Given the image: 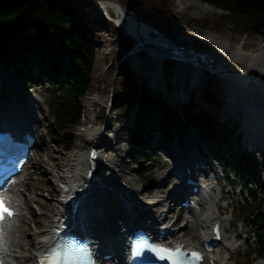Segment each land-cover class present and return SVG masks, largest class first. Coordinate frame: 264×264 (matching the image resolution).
Segmentation results:
<instances>
[{
	"label": "rangeland",
	"instance_id": "1",
	"mask_svg": "<svg viewBox=\"0 0 264 264\" xmlns=\"http://www.w3.org/2000/svg\"><path fill=\"white\" fill-rule=\"evenodd\" d=\"M74 1H76V3L78 2V4L75 6V12L77 14L84 13V20L88 23L86 25L89 30V35L94 41L96 50L98 51V63L95 67L94 73V81H98V84L97 90L95 92L88 93L83 100L84 117L82 123L74 130L77 141L73 150H66L64 148L63 142L61 140V133L56 131L51 125L52 119L50 118L48 105L53 90L52 81L46 75L39 76L37 77L38 79H36V76L33 75V72L36 70L37 65H39L40 68L44 67V73H51L50 67L52 63L58 60V48L53 47L45 55H43L40 51H35L33 53L22 52L18 55V58L13 59L12 66L8 65L0 56V96L7 97L9 99L13 98L12 95L7 92V89H5L6 86L9 89L12 88V92L19 90L22 92L25 91L26 93H32L33 95L38 97L37 101L40 108V110L38 109L39 111L37 114L39 117V122L37 130V140L35 143L36 148L34 149L33 156L28 163L25 172L22 173V182L18 185V190L24 196H36L38 200L40 199L39 201L31 200L32 209L30 210V215H28L24 219V222H22L20 226V231L24 235L25 231L23 230H25L26 228H31L36 231L40 230L45 227L44 223H46L47 220H52V218L55 217V215H53L54 217H52L51 219L47 218V215L52 213L51 211L53 210V207L51 205V202L55 201V199H51L50 191L46 188V183L52 182L54 178L49 174L41 176L40 173L36 172L40 163H43L47 166L57 165L59 156L68 157L69 155L78 152L97 153L102 158V161L107 164L112 170L113 175L108 179V183L112 184L115 189L120 190V192L126 199L128 197V193L130 192L135 194L141 193V196L143 195L144 197V202L142 204L145 205L149 202V196L151 194L155 195L156 197H162L163 199H165L167 196L172 195L171 191L172 188L175 187V185L177 187L182 186V182L178 181L175 175L171 172L175 167H177L175 163L180 162L179 158H176L177 160L175 159L177 150L181 151L180 148H176V146H178L179 144L177 128H185V132L188 131L185 134L186 138H188L187 135H192L191 137H193V139H198L197 137L193 136L197 131L199 133L198 127L195 128L192 124H190L189 126L174 124L172 126V131L173 133H175L173 142H168L162 135V133L158 131H151V136H142L143 142L147 143V140L151 141L150 143L158 142L157 147L149 149L145 145H142L134 148L131 131L134 130V118L136 115V110L130 111V113L126 116L115 111L114 107H112L111 105L112 89L111 86L107 84L108 80H106L109 72L108 67L113 63L112 56L118 49L115 44V41L117 39L115 27H118V23H121L124 26L130 25L129 21L123 14L116 13L109 8L107 9V12H104L103 10H101V8H98V6L91 0ZM173 2V8L178 13L179 17L171 33L168 34L164 27L162 29H159V27H154L153 25L152 26L159 32L164 33L172 41L180 45L188 47L187 43L178 41L179 35L182 34L187 37H195V44L189 48H193L196 51L202 53L210 52L213 49V45H206L200 41V37L206 35L207 31H210L217 36V39L228 42L229 49L227 51V58H229L230 52L237 48L239 45H242V43L244 42L246 43L244 48L245 50L252 49L259 45L261 42H264V37L259 34L251 37L239 35L233 30V26L229 22L225 23V25L220 30L216 31L211 23H207L204 21V18L207 15H211L212 13H219L222 11L218 8L213 7L212 5L207 4L209 5V7L205 6L206 3L200 0H173ZM184 4L186 5L185 7H183ZM106 20H109L111 22V25H106ZM118 28L124 30L123 28ZM148 35L152 39L157 40L158 38V35L153 31H150ZM151 50L152 52H155L157 53V55H159L158 57L161 60L160 68L162 69L161 74L165 79H167L168 88H170L171 85L174 87V78L177 74L178 66L176 62L178 54L175 51L170 50V48H168L164 44L157 42L155 43V41L152 44ZM187 55L190 57V54ZM147 57L148 54L145 53V51L142 49L141 45L137 43V40L135 38L132 47L123 55V59L125 58L130 62L138 84H140L142 88L147 89V91L153 95V90L155 89H152V87L149 86V83H152L150 81V78L153 79V77L147 72L153 71L155 69L154 65H152L153 63L149 62L148 64H144L143 68L136 65L134 61V58H140L142 62H145V60L143 59H146ZM197 62L202 66V71L204 74V79L201 80V83H205L206 79L208 80L209 78L207 73L210 71L207 68L212 67L215 71L222 70L224 72L226 69H229V66H224L225 68L218 66V64L213 63V61H209L207 57L206 60H197ZM59 63L62 65V71L60 76L58 77L59 86H64L65 81H67V74L69 72H72L74 68L69 62L68 57H62L59 60ZM118 63L119 61L117 62V64ZM236 67H242V64L237 63ZM18 70H21L22 75L18 73ZM137 70L139 72H142L146 76L145 80H141L142 76L138 75ZM227 73L231 74L230 72ZM212 74L216 75L214 76L215 84L212 87L211 94L212 99L215 101L214 106H216V117L217 114H220V117L222 118L221 120L227 119L226 121L229 122L230 126L232 125L231 127L235 130L234 135H229L232 141L231 145L234 144L238 149V151H235V153L238 154L242 150L243 155H248L250 157V160L253 162V168L251 171L252 176L246 181V185L248 188L260 185L264 189V154L254 150L250 151V153L248 151V148L243 146L245 137L244 139H241L240 142H236L233 140L235 139L234 137L239 134V132H241L239 136H242L239 122H237L238 116L236 114L230 115L229 110L226 113H223L227 109L226 100H230L229 94L225 91V78H222L215 73ZM186 78L191 79L190 76H187ZM182 83L183 79L179 81V86H181ZM23 85H26L27 89L22 88ZM161 87L164 90V82ZM153 96L162 97L163 94L159 93L157 95L155 93ZM20 99L22 101L28 102L26 97ZM193 99H195L196 102V106H192L191 108L192 112L194 113L199 111L198 106L202 107L203 105L206 106L207 104L212 105L210 103L206 104V102L204 101V99H202V96L200 97V94H198V92L194 94ZM89 101H92V110L90 119H87L86 114ZM167 104L171 106L172 110L176 112L180 118V106H182L183 104L176 107L175 104L169 103L168 100ZM102 106L106 107V115L110 117L111 120L101 119ZM154 109L160 110L161 104H155ZM144 117L147 118V114ZM98 129H102L99 140L101 139L104 141L99 144L101 145L100 148L96 147L98 143H95V141L93 140L94 138L88 133L91 130ZM195 135H197V133ZM203 142L206 141L203 140ZM163 144H165V146H168L167 152L162 148V146H164ZM184 145L185 150L191 149L189 146H187L186 142ZM228 145L230 146V143L227 144V146ZM227 146H223L221 152L216 151L218 154H220V162H217L213 157L209 158V160L213 162L215 167L216 165H218V167H224L226 163H229L230 165L234 164V158L231 156L230 149H228ZM214 148L216 147L214 146ZM134 152H137L139 154L141 153V155L143 154V169H140L141 167L136 165L135 161H133ZM168 153H171L172 155L174 154V161L170 156H168ZM179 155L181 156L182 153H180ZM118 161L124 162L122 163V165L124 166L123 171H116L118 168L116 167L115 169V164ZM97 166H101L100 163H97ZM128 167L131 170L128 171ZM185 167L186 165H182V168L180 169L184 172ZM164 171L166 172V174L170 173V176H167V179L165 180H160L157 175ZM218 172L219 178L221 177L220 179H218L219 185H216L213 180L210 182L206 181V184L208 185L211 182H214V196L221 195L217 207L219 208L221 218L227 219L223 224L224 244L229 240H236L238 243H242V248L234 256L226 253L227 255H229V258H227L226 262H224L223 264H257L259 260L264 257V254L259 257L255 254H251L252 250H254V243H252L251 237L256 229L254 228V230L253 227H249L247 225V221L243 220L242 218L238 219L239 209L241 208V205L244 202L245 198L250 199L251 192L248 193L246 192V188L241 189L240 187L232 189L224 178L222 171H220L219 169ZM114 174L118 175L114 176ZM224 184L225 186H223ZM220 186L224 188H221ZM148 189L155 190L152 192ZM156 189H159V191H157ZM176 195L181 196L182 194ZM260 196L264 197V193H260ZM168 200L169 199H166L165 203L163 204L170 209L171 215L167 219H162L160 222L169 223L171 221L170 223H174L176 227L187 224L188 231L192 232L193 230L191 229L188 220H186V218L189 216V213L188 211L181 209L180 198L177 199V202H171ZM41 203H43V205H41ZM152 208L154 209V207L152 206L149 208V210L152 211ZM203 209L204 207L201 208V211ZM179 212L183 213V216L185 218L177 220L176 215ZM55 218L57 219V217ZM158 226L159 224L156 226V228ZM237 235L238 237L236 238ZM26 236L27 237L24 238V242H26L28 246L24 247L22 251L24 253V256L27 258L29 256L32 257V252L36 249V246L34 245V247H32L29 244L31 236ZM224 254L225 249L224 247H221L218 257L219 261H221ZM29 264H35V262L33 263V261L31 260Z\"/></svg>",
	"mask_w": 264,
	"mask_h": 264
},
{
	"label": "bare ground",
	"instance_id": "2",
	"mask_svg": "<svg viewBox=\"0 0 264 264\" xmlns=\"http://www.w3.org/2000/svg\"><path fill=\"white\" fill-rule=\"evenodd\" d=\"M185 6L184 4L183 7ZM205 6L209 7L207 3ZM178 41L185 42L188 44V47H192L195 44L196 38L181 34L178 36ZM200 41L206 45H213V49L205 53L209 61H213V63L223 68H225L224 66H229L230 70H241L240 75L234 73H231L232 75L229 73L226 74L227 78L226 80L224 79V84L226 85L225 91L229 94L230 100H226L227 109L223 113L229 110L230 115L236 114L238 116L237 122H239L242 136H239L241 134V132H239L234 138L240 137L241 140L245 137L243 146L248 148L249 152L254 150L264 154V42L248 50L244 49L246 45L244 42L231 51L229 58H227V51L229 49L228 42L217 39V36L210 31H207L206 35L200 37ZM187 54L190 53L187 52ZM187 54H184V57L188 58L189 56ZM158 56L159 55L152 57L148 55L146 59H143L145 62H142L140 58H134L136 65L140 67H143L144 64H148L149 62L153 63L152 65H154L155 69L153 71L146 70L148 74H151L153 77V79L150 78L152 83H149V86L155 89L153 90V95L155 93H162L163 96L171 104H175L176 107L183 104L180 106L181 110L190 103V100L194 98V94L197 92L200 94V97L202 96V99H204V86L207 79L205 83H201V80L204 79V74L200 64H198L197 68H193L189 61H183L177 58L176 62L178 66L177 74L174 78L175 89L173 90V95V92L168 88L167 79L161 74V60ZM237 63L242 64V67L237 68ZM43 69L44 67L40 68L39 65H37L36 70L33 72L36 79L42 76L41 72ZM137 73L139 76H142L141 80H145L146 76L142 72L138 71ZM248 75H250V77H248ZM187 76H190L191 79L186 78ZM181 79H183V85L181 84V86H179V81ZM163 82L165 85L164 90L161 87ZM5 89H7L8 93L13 91L12 88L9 89L7 86ZM23 97L26 96L22 91L20 92V96H17V99H9L0 96V108H8L10 107L9 105L20 107L21 105L26 121L28 123L34 121L38 124L39 117L37 114L40 110L37 101L38 97L35 95L31 97L27 96L26 99L30 101V104L27 105L23 103L25 101L20 99ZM31 102L34 103V107L32 108L28 107V105H31ZM91 103L92 101L88 102L87 119H90L92 110ZM220 116V114H217V117L222 119ZM226 120L227 119L222 121L227 122ZM27 126L29 127V125ZM101 131L102 129L88 132L89 135L94 138L93 140L95 143H98L96 145L97 148H100L101 145L99 144L104 142L101 139L99 140ZM195 134L193 136L198 139H193V137H191L192 135H187L188 138H186V136L184 137L178 134L179 144L176 148H180L181 151L177 150L175 159L180 158V153H187L184 149L185 142L191 150L199 153L204 158L217 156V152L215 153L217 150L214 149L215 145L207 141L203 142L198 134ZM233 140L238 142L236 139ZM150 142L151 141L147 140V143H145V146L149 149L158 145V142ZM231 144L232 142H230V146L233 148V151H238L237 147ZM227 147L229 149V146ZM162 148L167 152V146H162ZM237 155L242 157V150ZM168 156L173 160L174 154L168 153ZM185 157L186 156L183 157L182 155L183 161H187V157ZM97 163H100L103 167L97 166ZM122 163L124 162L118 161L115 164V169L116 167L118 168L116 170L117 172L123 171L124 166ZM200 163H202V161H200ZM185 164L186 163L180 164V162L175 163L178 168H182V165ZM177 167H175L174 170H176ZM127 170L129 171L131 169L128 167ZM173 171L171 172L175 175V171ZM36 172L40 173L41 176L49 174L54 178L52 182L46 183V188L50 191L51 199H55V201L51 202L53 207L52 213L48 214L47 218L51 219L54 217L53 215H55L57 219L54 217L52 220H47V222L44 223L45 227L37 231L26 228L23 230L25 231V235L20 231L21 223L30 215V210L32 209L31 200L39 201L40 199L38 200L36 196L26 197L18 190V185L22 182V173L18 175L16 183L6 191L7 199L10 198L9 203L17 209L18 216L12 221H7L2 226L4 264H29L31 260L34 263L37 257L53 244L56 233L67 227L75 228V230L80 228L82 232H89L104 250L111 249L115 252V256L123 258V253H121L123 242L119 238L122 237V232L127 224V210L133 211L134 209L135 212L144 215L142 212L147 209L149 210V208L153 206L154 209L152 208V211L149 210L146 215H149V220L152 219L155 221L157 218L159 220L167 219L171 215L170 209L163 204L166 199H169L168 201L171 202H176V199L172 198L171 195L163 199L162 197H156L151 194L149 196V202L143 205V195L141 196V193L135 194L132 192L128 194L126 199L120 190L115 189L112 184L108 183V179L113 175L112 170L102 161V158L97 153L93 152H78L68 157L59 156L57 165L47 166L40 163ZM204 172L206 171L204 170ZM169 174H166L164 171L159 173L157 177L160 180H165L167 176H170ZM117 175L118 174H114V176ZM198 179L201 183L199 185V191L189 195V216L186 218L193 231H188L187 224H183L179 227L173 224L171 226L172 232L168 233L169 236L166 237L165 240L169 242L170 239H172L175 240L177 244L184 245L186 248L201 250L204 253V264H223L226 262V259L229 258L227 254L232 256L237 254L242 248V243L240 244L236 240H229L224 244L223 224L227 219L221 218L219 208L217 207L221 195L214 196V182L207 185L200 180V177H198ZM148 190L153 192L155 189ZM156 190L159 191V189ZM41 205H43V203H41ZM202 207H204V209L201 211ZM153 215L155 217H152ZM183 218H185L183 213L179 212L176 215L177 220ZM164 224L165 223L160 224L158 228L162 227ZM168 224L167 226H169ZM215 224L220 225L222 239L212 250H206L204 243L212 240L214 235L212 229ZM26 235L31 236L29 244L32 247H34V245L36 246V249L32 252V257L29 256L27 258L22 251L24 247L28 246V244L24 242V238L27 237ZM237 237L238 235L236 238ZM221 247H224L225 254L221 261H219L218 257ZM106 263L108 264L109 261H106ZM257 264H264V257L260 259Z\"/></svg>",
	"mask_w": 264,
	"mask_h": 264
},
{
	"label": "trees",
	"instance_id": "3",
	"mask_svg": "<svg viewBox=\"0 0 264 264\" xmlns=\"http://www.w3.org/2000/svg\"><path fill=\"white\" fill-rule=\"evenodd\" d=\"M200 1L222 10L204 18L216 31L229 22L239 35L251 37L259 34L264 37V0ZM120 2L132 7L141 20L159 29L164 27L168 34L174 29L179 17L173 8V0ZM77 4L74 0H0V56L8 65L12 66L13 59L18 58L22 52L40 51L45 55L53 47L58 48V60L52 63L51 73H48L53 83L48 111L52 119L51 125L61 133L66 150L74 149L77 141L74 130L82 123L84 117L83 100L88 93L97 90L98 84V81H94L98 51L89 35L84 13L75 12ZM105 23L111 25L109 20ZM115 33L118 49L112 56L113 63L108 67L106 80L112 89L111 105L115 111L126 116L130 111L136 110L134 130L131 131L134 144L144 143L142 136H151L149 131L152 129L161 131L166 140H172L174 124L190 123L198 127V136L210 141L217 147L218 152L232 142L229 135H234L235 130L229 122L215 116L211 94L216 75L208 72L209 78L204 86V101L212 105L198 106L199 111L194 113L191 108L196 106V102L191 99L180 111L179 118L164 98L153 96L138 84L130 62L123 59V55L132 47L134 38L118 27H115ZM62 57L69 58L74 70L67 74L65 85L59 86L58 77L62 71L59 60ZM19 73L22 75L21 70ZM157 103L161 104L160 110L154 109ZM101 113V119L105 120V106L101 107ZM146 114L147 118L144 117ZM180 130L183 131L184 128L180 127ZM235 139L240 142V137ZM229 149L234 164L227 163L230 170L227 171L226 181L229 186L246 188V192H251L250 199L245 198L239 209L238 219L242 218L247 221L249 227L256 229L251 237L254 243L251 254L259 257L264 254V197L260 196L264 189L260 185L247 187L246 181L252 176L253 162L248 155L241 157L231 146ZM133 154V161L143 169L144 156L137 152Z\"/></svg>",
	"mask_w": 264,
	"mask_h": 264
},
{
	"label": "water",
	"instance_id": "4",
	"mask_svg": "<svg viewBox=\"0 0 264 264\" xmlns=\"http://www.w3.org/2000/svg\"><path fill=\"white\" fill-rule=\"evenodd\" d=\"M91 1H93L98 6V8H101V10H103L104 12H107V9L109 8L115 11L116 13L123 14L129 21L130 25L124 26L123 24L118 23V27L123 28L127 34L134 37L137 40L138 44L141 45L142 49L145 51L146 54L152 57H155L157 55V53L152 52L151 50L152 44L155 41V43L156 42L162 43L168 48H170V50L175 51L178 54L179 60L189 61L193 68L198 67L197 60L199 61L206 60L205 53L198 52L193 48L185 47L183 45H180L172 41L168 36H166L164 33L159 32L148 22L141 20L136 15L132 7L122 4L119 0H91ZM150 31H153L158 35L157 40L152 39L148 35ZM187 52L190 53L191 55L190 57L185 58L184 54H187ZM207 69L211 73H215L225 79L227 78L225 76L227 72L234 73L237 75L241 74V70H238V69L237 70L226 69L225 72L222 70L215 71L212 67L211 68L209 67ZM248 77H250V75H248Z\"/></svg>",
	"mask_w": 264,
	"mask_h": 264
},
{
	"label": "snow or ice",
	"instance_id": "5",
	"mask_svg": "<svg viewBox=\"0 0 264 264\" xmlns=\"http://www.w3.org/2000/svg\"><path fill=\"white\" fill-rule=\"evenodd\" d=\"M14 215H16V213L9 206V201L3 196H0V232L3 231L2 226L4 225L5 220L12 218ZM158 251L160 252V255L157 258L166 262V264H183V261L187 259V257L179 250L171 252L165 249H160ZM53 255L55 258L51 260L49 264H61L62 259L64 260V264H76L71 256L60 257L55 253ZM192 255L196 259L200 258L196 253H193ZM0 264H3V262L0 261Z\"/></svg>",
	"mask_w": 264,
	"mask_h": 264
}]
</instances>
